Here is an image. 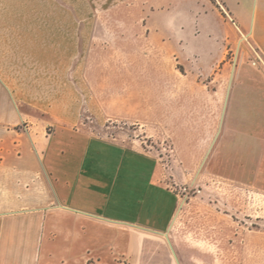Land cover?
<instances>
[{
	"label": "rangeland",
	"instance_id": "rangeland-1",
	"mask_svg": "<svg viewBox=\"0 0 264 264\" xmlns=\"http://www.w3.org/2000/svg\"><path fill=\"white\" fill-rule=\"evenodd\" d=\"M52 14L61 61L77 73V134L57 139L109 158L126 213L156 209L165 221L162 189L171 194L181 264H264V117L241 105L264 96L258 37L221 0H0L14 35L48 27Z\"/></svg>",
	"mask_w": 264,
	"mask_h": 264
},
{
	"label": "crops",
	"instance_id": "crops-1",
	"mask_svg": "<svg viewBox=\"0 0 264 264\" xmlns=\"http://www.w3.org/2000/svg\"><path fill=\"white\" fill-rule=\"evenodd\" d=\"M221 2L264 47V0ZM51 16L48 27L21 24L15 35L0 22V264H179L171 194L162 189L171 199L165 221L156 209L126 213L118 180L105 173L109 158L76 155V142L57 139L59 129L77 134V73L61 61L59 18ZM242 99V110L264 117V96Z\"/></svg>",
	"mask_w": 264,
	"mask_h": 264
},
{
	"label": "water",
	"instance_id": "water-1",
	"mask_svg": "<svg viewBox=\"0 0 264 264\" xmlns=\"http://www.w3.org/2000/svg\"><path fill=\"white\" fill-rule=\"evenodd\" d=\"M179 264H180V262H179Z\"/></svg>",
	"mask_w": 264,
	"mask_h": 264
}]
</instances>
